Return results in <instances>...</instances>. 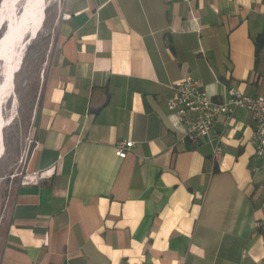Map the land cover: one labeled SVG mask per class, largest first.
<instances>
[{
    "label": "crops",
    "instance_id": "obj_1",
    "mask_svg": "<svg viewBox=\"0 0 264 264\" xmlns=\"http://www.w3.org/2000/svg\"><path fill=\"white\" fill-rule=\"evenodd\" d=\"M53 26L0 264H264L250 113L216 117L215 161L166 107L188 74L264 94V0H64Z\"/></svg>",
    "mask_w": 264,
    "mask_h": 264
},
{
    "label": "rangeland",
    "instance_id": "obj_2",
    "mask_svg": "<svg viewBox=\"0 0 264 264\" xmlns=\"http://www.w3.org/2000/svg\"><path fill=\"white\" fill-rule=\"evenodd\" d=\"M3 0H0V6ZM26 0H18L15 11L19 15ZM64 0H46L45 20L37 36L25 35L20 69L14 75V85L1 102V113L7 124L2 129V154L0 155V252L8 222L12 195L21 178L28 151L33 141V121L39 97V82L54 43L53 21L57 18ZM8 9V8H7ZM8 22L0 24V38ZM17 49L19 43L14 44ZM4 61L0 58V81L3 79Z\"/></svg>",
    "mask_w": 264,
    "mask_h": 264
},
{
    "label": "built area",
    "instance_id": "obj_3",
    "mask_svg": "<svg viewBox=\"0 0 264 264\" xmlns=\"http://www.w3.org/2000/svg\"><path fill=\"white\" fill-rule=\"evenodd\" d=\"M192 0H187L190 2ZM62 19L69 18L62 13ZM173 94L168 98L166 107L184 126L181 143L200 145L209 142L212 146L213 160H218L223 152V130L217 129L215 119L223 115V127H227L237 110H246L251 115V142L255 156L264 162V94L246 95L234 86L225 88L221 99L210 97L200 81L192 75H185L172 84ZM33 142V141H32ZM134 145L132 140H121L115 144V154L125 158ZM40 174H23L21 184L36 183ZM187 264V263H183Z\"/></svg>",
    "mask_w": 264,
    "mask_h": 264
},
{
    "label": "bare ground",
    "instance_id": "obj_4",
    "mask_svg": "<svg viewBox=\"0 0 264 264\" xmlns=\"http://www.w3.org/2000/svg\"><path fill=\"white\" fill-rule=\"evenodd\" d=\"M18 0H3L0 6V24L8 22L5 35L0 38V57L4 61L3 79L0 81V142L2 129L7 121L1 113V102L6 98L14 85V75L20 69L26 34L37 36L45 20L46 0H26L23 11L17 15L15 7ZM8 8V9H7ZM19 43L16 49L14 44ZM0 144V155L2 154Z\"/></svg>",
    "mask_w": 264,
    "mask_h": 264
},
{
    "label": "water",
    "instance_id": "obj_5",
    "mask_svg": "<svg viewBox=\"0 0 264 264\" xmlns=\"http://www.w3.org/2000/svg\"><path fill=\"white\" fill-rule=\"evenodd\" d=\"M7 29H8V25H7ZM7 29H6V30H7ZM6 30H5V31H6ZM3 35H5V34H3ZM3 35H2V37H3ZM31 39H32V34H31ZM259 44H260V42H259ZM0 58H1V57H0Z\"/></svg>",
    "mask_w": 264,
    "mask_h": 264
}]
</instances>
